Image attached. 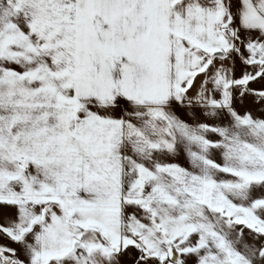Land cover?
Segmentation results:
<instances>
[{"label":"snow or ice","instance_id":"6c2138e0","mask_svg":"<svg viewBox=\"0 0 264 264\" xmlns=\"http://www.w3.org/2000/svg\"><path fill=\"white\" fill-rule=\"evenodd\" d=\"M0 264H264V0H0Z\"/></svg>","mask_w":264,"mask_h":264}]
</instances>
